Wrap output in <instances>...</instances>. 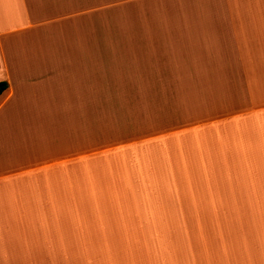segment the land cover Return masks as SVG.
I'll use <instances>...</instances> for the list:
<instances>
[{"label":"crops","instance_id":"1","mask_svg":"<svg viewBox=\"0 0 264 264\" xmlns=\"http://www.w3.org/2000/svg\"><path fill=\"white\" fill-rule=\"evenodd\" d=\"M0 81V264L90 256L130 212L189 247L127 235L125 264H264V0H0ZM168 141L202 161L144 159Z\"/></svg>","mask_w":264,"mask_h":264},{"label":"rangeland","instance_id":"2","mask_svg":"<svg viewBox=\"0 0 264 264\" xmlns=\"http://www.w3.org/2000/svg\"><path fill=\"white\" fill-rule=\"evenodd\" d=\"M173 141H168L166 144L159 146L156 151L157 153H153L151 155H147L144 157V159L150 163L154 159H160V155L162 158L163 163H169L172 165L171 168H176L179 166L180 162L186 165H190L192 163H199L202 161V158L199 156H192L187 157L186 159L182 154L179 153V151H176L175 149H170L171 147H176V144ZM220 151L226 152L225 148L220 147ZM216 149V153L219 151ZM208 162H225V160L218 159L217 155L210 154L207 159ZM236 164L242 163V161L235 160ZM239 169V166L237 167ZM238 174L240 173L239 170ZM239 201V200H238ZM232 203H235L232 201ZM241 204L243 202H240ZM218 211V215H209V218L211 219H228V215L230 213V208H224V209H216ZM234 210V209H232ZM243 211V209H241ZM247 216L252 219L255 218V209L254 208H248L246 209ZM260 214V212H259ZM113 215H116L114 212ZM264 215V213H263ZM207 216V215H206ZM204 216V217H206ZM126 219L129 221V230H121L120 226L121 223L117 226L118 229H113V235L109 239H104L102 241L103 245L102 247L99 245H96L98 248L97 251H93V253L89 256L83 251L79 252L76 250H65L63 255H47V256H40L36 257L33 264H125L127 263V258L132 257V245L129 243V245L124 248L123 247V239L128 235L129 239H133L134 237H143V240L138 241L140 242L144 249H145V261L147 258H154L159 259L164 257V251L158 248H167V249H173L177 246H183L184 248L189 247L188 242L182 241L180 239L177 240L173 236H170L169 233L166 230H170V225L165 224H149L145 218H143L142 214L139 213H129L127 214ZM122 225H125V223H122ZM257 224L254 223V221L250 224H230L229 226H226L225 224H219V225H213V224H206V223H199V224H192V223H186L182 225H176L175 230H178L181 234L184 236H189L190 234H194L197 232H213L214 231H227V232H241L245 231V227L251 226L252 232H257L256 226ZM260 225L263 227L264 230V217L262 221L260 222ZM137 226V228H136ZM217 226V227H216ZM133 227L135 228V231L133 232ZM143 228V229H142ZM142 229V230H141ZM173 230V228H172ZM162 238L160 240L158 239H152L149 241V247H148V238ZM206 238V237H205ZM119 241V251L114 250V258H109L108 252L109 247L108 244H114L115 242ZM179 244L177 245V243ZM259 243H262L261 246L264 247V238L258 239ZM148 247V248H147ZM99 252V253H98ZM119 254V255H117Z\"/></svg>","mask_w":264,"mask_h":264},{"label":"trees","instance_id":"3","mask_svg":"<svg viewBox=\"0 0 264 264\" xmlns=\"http://www.w3.org/2000/svg\"><path fill=\"white\" fill-rule=\"evenodd\" d=\"M8 84L6 81H0V94L7 88Z\"/></svg>","mask_w":264,"mask_h":264}]
</instances>
